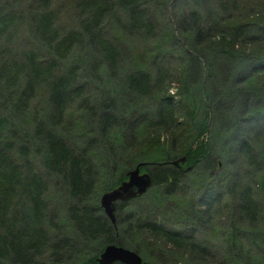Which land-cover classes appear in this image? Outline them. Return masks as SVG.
Listing matches in <instances>:
<instances>
[{"label": "trees", "instance_id": "trees-1", "mask_svg": "<svg viewBox=\"0 0 264 264\" xmlns=\"http://www.w3.org/2000/svg\"><path fill=\"white\" fill-rule=\"evenodd\" d=\"M148 1L0 0V264H47V259L52 264H98V254L110 242L134 249L145 259L140 253L141 247L136 245L132 248L126 240L115 236L120 226L118 210L126 200L116 203V221L111 222L100 205V196L96 198V187L101 168L112 169L116 164L115 158L114 161L104 160L103 152L106 149L103 141L100 142L103 140L101 130H107L106 133L110 131L109 135L117 146L129 147L131 144L120 140L121 131L127 132L136 123V133L144 117L151 115L149 125L172 128L169 130L175 134L185 127L181 116L188 118L191 113L190 107L182 111L186 104L168 93L170 83L162 89V79L155 81L146 69L132 67L120 73L113 69L127 50H120L117 38H107L106 30L102 28L105 27V20H111L116 29L126 31V39H131L139 48L138 39L142 35H154L153 21L145 12ZM216 4L217 8L227 9V0H216ZM245 4H251L250 0H235L231 6L235 9L237 5L240 8ZM253 4H256L257 11L246 17L238 14L232 16L226 22L227 27L223 26L225 29L213 28L215 22L211 23V27H205L196 21L188 28L186 25L192 23L187 21L199 20L203 13L190 9L182 15L181 22L176 23L173 29H183L185 44L194 50V54H187L190 61L202 67L204 61L211 57L210 54L215 59L216 55H224L225 52L233 59L242 60L239 61L240 68L245 66V61L253 58L260 60L254 62L252 73L248 75L233 73L232 77L235 80L238 78L237 82L245 76L264 73V0H253ZM76 9L78 12L75 13ZM212 12L216 15L214 9ZM249 25L254 29H249ZM84 33L90 47H85L81 54L79 50L85 45ZM172 33L173 30L166 35L165 42L169 38L173 42L178 41ZM130 35L138 37L134 39ZM117 46L119 51H115ZM89 52L94 55L88 56ZM65 62L68 64L65 65ZM83 65H87L88 69H84ZM248 65L252 64L247 62ZM97 68L99 70L95 73ZM107 68L110 69V76L123 75L122 81L126 76L127 79L122 82L123 88L113 87L112 84L97 85L95 78L107 75ZM222 68L229 74L225 62ZM167 74V81H171L173 76ZM261 87L257 98H254L255 102L264 99V85ZM130 91L132 94L128 93ZM117 96L122 100L120 107L115 108ZM96 104L102 105V108L97 110ZM130 104L135 105L127 107ZM221 104L222 100L217 97L210 107L216 106L218 109ZM258 104L257 107L247 105L245 109L253 113L256 112L255 108L264 110V100ZM123 105L128 115L134 110L138 115L131 124L128 123V127L117 119L115 112H111L121 109ZM207 109L210 114L211 110ZM219 112L213 111L221 116ZM98 117L100 125L95 122ZM255 119L261 123L264 116L258 118L255 115ZM93 121L95 125H92ZM93 132L101 133L102 138H95ZM239 142L235 152L243 154V164L248 160V163L258 165V169L262 167L264 159L255 157L254 151L257 150L250 138ZM186 143L185 139L180 140L179 148L184 149L182 155L189 163L208 156L204 141L190 145ZM74 147H78L77 153ZM179 167L180 164L155 162L150 171L152 184L164 183L166 191L174 189L180 176ZM128 170L125 169L106 189L124 180ZM50 173L57 178H50ZM235 186L241 194V201L235 198L239 218L244 217L245 222L255 223L264 201L253 197L249 185L236 181ZM65 187L71 198L67 204ZM144 220V224L154 231L152 235L155 241L163 239L165 246L173 248L168 253L173 255L176 263L184 257L190 259L191 264L219 263L214 256V245L195 238L191 232L192 226L182 224L179 228L161 223L154 215ZM189 220L194 221L193 216ZM64 222L66 227L77 228L71 232L79 233V243L72 242L71 237L59 238L63 235L61 232L55 233L56 227ZM196 222L198 226L202 224L199 216ZM88 239L102 240V243L100 248L94 249V252L92 249L90 255H85L89 247L86 243ZM79 246L81 251H77ZM185 253L189 256H185ZM237 257L231 255L220 261L239 264ZM255 262L258 263V260L255 259ZM113 264L125 263L115 261Z\"/></svg>", "mask_w": 264, "mask_h": 264}, {"label": "rangeland", "instance_id": "rangeland-1", "mask_svg": "<svg viewBox=\"0 0 264 264\" xmlns=\"http://www.w3.org/2000/svg\"><path fill=\"white\" fill-rule=\"evenodd\" d=\"M234 1L227 0V9H225L217 8L216 0H149L145 12L153 21L154 35L150 37L142 35L138 39L139 48L135 47L131 39H126L124 32L128 33L121 28L116 29L111 20L106 19L105 27L102 26L106 30L108 39L117 38L120 41V50H127L118 66L116 64L113 68L114 70L117 69L120 73L132 67L146 69L153 75L155 81L162 79L163 85L160 86L162 89L170 83L168 93L172 94L175 100H180L182 104H186L182 111L186 107H190L191 113L188 118L186 115L181 116L180 119L185 122V127L183 126V130L175 134L169 130L172 128L159 124L149 125V122H152L149 121L151 115H148V118L144 117L136 133H134L137 129L136 123L127 132L121 131L123 134L120 136V140L131 144L129 147L117 146L109 135L110 131L106 133L107 130H101L103 140H100L102 138L101 133L93 132L95 138H98L100 142L103 141V147L106 149L103 152L104 160L106 162L107 160L114 161L115 158L116 161L115 167L112 169L101 168L96 187V198L98 199L108 185L114 182L125 169L136 166L140 161L145 162L141 169L146 168L149 171L153 169L155 162L173 165L171 161L184 153V149L179 148L180 140L185 139L186 145L196 144L200 140L206 143L208 156L198 161L194 160L193 164L189 163L187 158L178 162L181 167H179L180 176L174 189L166 191V184H152L142 194L126 200L125 204H122L118 210L117 218L120 221V226L115 231V236L126 240L127 245L132 248L136 245L141 247L142 252L140 251V253L145 258L144 260L150 261L151 264H191V261L183 256L184 258L176 263L173 255L168 253L173 248L170 245L165 246L163 239L159 238V241H155L152 235L154 231L144 224L146 221L144 219L150 215L158 217L161 223L165 222L175 227L192 226L191 232L195 238L214 245L213 249L216 251L214 256H216V260H219L218 264H224L220 260L231 255L238 256L239 264H260V262L264 264V202H262V211L258 213L259 219L255 223L245 222L244 217L239 218L236 209L238 207L235 203L236 199L241 201V194L236 191V181L249 185L253 197L264 201V163L259 169L257 168L258 165L248 163V160L243 164V154L238 151L235 152L236 148H239V141L241 140L242 143V140L249 137L255 150L259 152L257 154L254 151L255 157L259 159L261 156L264 159V120L259 123L258 119H255V115L258 118L264 116V110L255 108L256 112L253 113V111L245 109L247 105L257 107L259 106L258 103H263L264 99H257V103L254 98H257V93L261 91L259 89L263 88L261 86L264 85V73L245 76L242 81H238L240 83L237 82L238 78L235 80V77H232L233 73L242 75L252 73L254 62L260 60L253 58L251 61H245V66L240 68L239 61L242 60L233 59L224 52V55H216L215 59L214 55L210 54L211 57L205 60L203 66L200 67L198 64H193L187 55L194 54V50L190 45L185 44L183 29H173L177 25L176 23L181 22L182 15L190 9H197L203 14L199 20L189 19L187 22L192 24L186 25V27L189 28L195 21L198 24L202 23L205 27H211V23L215 22L213 28L218 27L215 29H225L224 27H227L226 22L236 14L240 17H246L258 10L256 4H253V0H250L251 4H245L244 7L240 8L237 5L235 9L231 6ZM212 9L216 15L213 14ZM74 12L76 13L78 10L76 9ZM108 20L109 23L106 27ZM248 27L254 29L252 25ZM172 30L174 32L172 34L177 37L178 41L173 42L169 38L168 42H165L166 35ZM117 33H119L118 36H121L120 39ZM86 36L87 34L84 33L85 45L80 46L79 52L81 54L84 53L85 47H90L87 44ZM130 36L134 39L138 37L137 35ZM115 51H119L118 46ZM91 55L94 53L89 52L88 56ZM217 58L218 62H216ZM224 62L229 74H226L222 68ZM247 62L252 65L246 66ZM66 64L68 63L65 62ZM87 67V65H83L84 69ZM99 68L95 70V73ZM109 72L110 69L107 68V75L103 74L102 78H95L97 85L110 86L112 84L113 87L123 88L122 82L127 79L126 76L122 81L123 75L121 77L120 75L110 76ZM167 72L173 76L171 81H167ZM97 85L94 87H99ZM131 92L128 93L132 94ZM217 97L222 100L221 106L218 109L216 106L210 107ZM121 100L122 97L117 96L115 98V108L120 107ZM146 101L149 102L148 99ZM135 102L138 103L136 100ZM131 103L134 102L131 101ZM133 105L135 104H130L127 107ZM139 105L143 106L141 102ZM97 106L98 104H96ZM124 106L121 109H113L111 112H115L117 119L123 121L124 126L128 127V123L131 124L133 118L138 115L136 110L128 115L129 113ZM206 107L211 110L210 114H208V109L206 111ZM97 108L100 110L102 105L99 104ZM217 110L220 111L221 116L213 113ZM144 115L145 112L141 118ZM95 122L100 125V117L95 118ZM95 122L93 121L92 125H95ZM134 135L135 137H133ZM138 146L139 148H137ZM74 148L77 153L78 147ZM207 157L209 160H206ZM110 164L112 165V162ZM186 167L188 170H185ZM47 176L48 174L45 175V177ZM49 176L50 178H57L51 173ZM67 190L65 187V204L71 201ZM199 206L202 208L199 209ZM191 216H193L194 221L189 220ZM197 216L200 217L202 223L200 226L196 222ZM76 229V227H66L64 222L56 227L55 233L61 232L63 234L59 238L71 237L72 242H78L81 238L79 233L73 231L72 234L71 232V230ZM86 241L89 247L85 255H90L92 249L94 252V249L100 248L102 243V240L98 239ZM77 251H81V246L77 247ZM227 251L231 254L229 255ZM185 256L189 255L186 254ZM73 259L68 258V260ZM255 259L258 260V263L255 262ZM46 263L52 264L53 262L47 259Z\"/></svg>", "mask_w": 264, "mask_h": 264}, {"label": "water", "instance_id": "water-1", "mask_svg": "<svg viewBox=\"0 0 264 264\" xmlns=\"http://www.w3.org/2000/svg\"><path fill=\"white\" fill-rule=\"evenodd\" d=\"M179 160L184 161L185 156L173 160V163H178ZM127 171V177L116 186L103 191L100 195V205L105 215L111 222L116 221L115 202L117 200H127L136 195L145 192L152 184L151 173L148 170L141 171L140 165ZM98 264H113L115 261H121L125 264H150L143 260L141 255L129 247L110 242L107 243L97 256Z\"/></svg>", "mask_w": 264, "mask_h": 264}, {"label": "flooded vegetation", "instance_id": "flooded-vegetation-1", "mask_svg": "<svg viewBox=\"0 0 264 264\" xmlns=\"http://www.w3.org/2000/svg\"><path fill=\"white\" fill-rule=\"evenodd\" d=\"M174 165L179 166V164H174ZM188 166H189V165H188Z\"/></svg>", "mask_w": 264, "mask_h": 264}]
</instances>
